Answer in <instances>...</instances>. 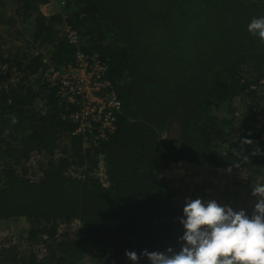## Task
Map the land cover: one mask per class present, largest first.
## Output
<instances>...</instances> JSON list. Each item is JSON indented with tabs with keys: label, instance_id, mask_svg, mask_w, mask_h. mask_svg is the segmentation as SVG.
<instances>
[{
	"label": "trees",
	"instance_id": "trees-1",
	"mask_svg": "<svg viewBox=\"0 0 264 264\" xmlns=\"http://www.w3.org/2000/svg\"><path fill=\"white\" fill-rule=\"evenodd\" d=\"M9 1L19 16L34 15L33 41L51 48L56 64L73 60L76 47L51 29L60 13L46 18L38 11L49 0L0 4ZM64 1L79 48L107 62L122 106L113 134L83 146L54 88L26 80L42 57L0 52V86L13 67L25 73L0 89V221L27 220L22 237L44 249L39 258L40 249L23 254L8 246L2 261L80 264L87 249L100 247L117 262L133 263L125 252L135 251L138 264H150L145 249L181 246L184 204L159 175L170 165L243 169L264 183L262 132L248 125L249 115L232 141L237 105L248 113L264 102V93L250 90L264 77V44L248 32L252 18L264 16V0ZM32 152L46 157L37 180L24 167ZM72 221L81 224L73 235L58 233Z\"/></svg>",
	"mask_w": 264,
	"mask_h": 264
},
{
	"label": "built area",
	"instance_id": "built-area-1",
	"mask_svg": "<svg viewBox=\"0 0 264 264\" xmlns=\"http://www.w3.org/2000/svg\"><path fill=\"white\" fill-rule=\"evenodd\" d=\"M52 5L57 6L58 10H60V17L65 16L66 18L62 19L64 20L63 22H66L68 15L66 11L62 13L61 10L66 5L64 0H49L47 3L40 4L38 11L43 16L50 17V15L45 13V9ZM61 36L69 44L76 47L73 60L56 64L49 52L51 48L36 52L35 56L40 55L42 57V66L33 75L28 76L26 80L29 82L40 80L50 88H54L55 97L64 106L67 119L75 125L72 135H79L83 143H89L96 147L115 131L116 116L120 112L122 104L117 95L115 85L108 78L107 62L99 55L85 53L79 48V37L68 22L61 28ZM37 49H39L38 46L34 50ZM1 70L6 72L8 68L3 65ZM10 73V81H6L4 85L1 84L0 89L7 88V86H15L25 78V73L21 70L18 71L16 67H13ZM263 89L264 77L257 84L250 86V90L256 91L257 95L263 94ZM248 115L252 121L248 120L247 123L252 130L255 133L258 131L262 132L260 136L261 144L257 151L263 150L264 102L254 106L248 112ZM100 175L104 179L103 168ZM74 224L81 226L78 221H72L68 227L61 224L59 229L64 228V230H58V233L61 234L65 230L70 231L69 228ZM39 249L41 253L44 252L42 247H39ZM91 257L100 259L102 263L109 260L108 264H133L130 262H117L111 258L109 251L99 247L87 249L85 258Z\"/></svg>",
	"mask_w": 264,
	"mask_h": 264
},
{
	"label": "rangeland",
	"instance_id": "rangeland-1",
	"mask_svg": "<svg viewBox=\"0 0 264 264\" xmlns=\"http://www.w3.org/2000/svg\"><path fill=\"white\" fill-rule=\"evenodd\" d=\"M16 10V6H13L10 1L0 4V52L4 57L10 59H13L15 55L22 58L24 53H28L30 57L35 56L36 52L44 50L43 47L40 48V41V43L38 41H33V34L36 32L35 17L32 15L29 19H26L24 16H19ZM59 11L56 5L49 6L45 9V13L50 16ZM66 14L69 16L68 12H66ZM62 18L65 19L66 17L63 16ZM62 18L61 23H54L51 26L54 36L58 32V38L62 37L61 28L68 22V19L66 22H63L64 20ZM54 42H56V40ZM37 46L39 49L34 50ZM240 106V104L237 105L235 113L237 123L235 124V136L232 141H235L238 134L242 133V127H240L241 122L245 120L244 118L248 117V113ZM66 142V138L61 139L62 144ZM88 145L90 144H83V146ZM90 146L94 147L93 145ZM57 157L58 154H56V158ZM45 162L46 157L32 152L29 161L24 166L28 170V178L37 180L41 176V171L45 166ZM100 168L98 174L97 172L96 174L99 178H102L100 175L102 168L101 170ZM71 174L76 175L73 171H71ZM159 175L168 182L171 190L176 194L180 203L185 204L188 197L194 199V193L195 198H201L203 200L215 199L220 204L229 205L235 210L244 209L248 214L252 213L257 200V198L252 195V186L260 182L259 178H250L243 169L216 170L214 168L208 169L205 167L194 169L189 165L177 163L170 165ZM206 196H208L207 199H205ZM29 226L28 221L24 219L0 221V264H6L2 261L1 256V250L3 248L17 244L20 253L24 254L25 251L30 250L28 248H31L30 244H27L25 237H22L23 232L28 230ZM79 228V225L74 224L69 230H71V233H74ZM61 230H64V228L59 229V231ZM32 249L35 252L38 249L39 252V248L35 246L31 248V250ZM41 254L40 252L37 253L39 258H41ZM80 264L103 263L100 259L91 257L85 258Z\"/></svg>",
	"mask_w": 264,
	"mask_h": 264
},
{
	"label": "clouds",
	"instance_id": "clouds-1",
	"mask_svg": "<svg viewBox=\"0 0 264 264\" xmlns=\"http://www.w3.org/2000/svg\"><path fill=\"white\" fill-rule=\"evenodd\" d=\"M248 32L264 44V16L253 17ZM252 195L257 200L251 214L215 199L188 197L179 221L184 230L179 250L145 249L141 255L150 264H264V183L252 186ZM125 255L138 264L135 251Z\"/></svg>",
	"mask_w": 264,
	"mask_h": 264
},
{
	"label": "crops",
	"instance_id": "crops-1",
	"mask_svg": "<svg viewBox=\"0 0 264 264\" xmlns=\"http://www.w3.org/2000/svg\"><path fill=\"white\" fill-rule=\"evenodd\" d=\"M182 164H186V163H182ZM186 165H189V166H191V167H193L194 169L195 168H198V167H196V166H192V165H190V164H186ZM226 170V169H225ZM193 197H194V199H195V194L193 193ZM208 198V196H206L205 197V199H207ZM185 205V204H184Z\"/></svg>",
	"mask_w": 264,
	"mask_h": 264
}]
</instances>
